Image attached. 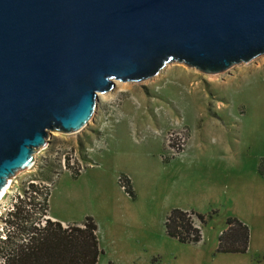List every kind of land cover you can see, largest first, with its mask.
I'll use <instances>...</instances> for the list:
<instances>
[{"label": "rangeland", "instance_id": "374dc122", "mask_svg": "<svg viewBox=\"0 0 264 264\" xmlns=\"http://www.w3.org/2000/svg\"><path fill=\"white\" fill-rule=\"evenodd\" d=\"M114 82L98 93L82 129L48 131L32 165L8 179L0 214L37 178L54 183L50 214L74 222L90 213L98 218L108 241L103 264H256L248 251L216 248L233 216L248 225L254 249H264V179L257 170L264 157V54L220 73L178 63L145 80ZM122 173L135 200L118 183ZM172 208L207 220L215 211L201 226L200 242L166 234ZM6 227L0 219V238Z\"/></svg>", "mask_w": 264, "mask_h": 264}, {"label": "water", "instance_id": "95a60500", "mask_svg": "<svg viewBox=\"0 0 264 264\" xmlns=\"http://www.w3.org/2000/svg\"><path fill=\"white\" fill-rule=\"evenodd\" d=\"M264 54V0H0V192L98 93L178 63L220 73Z\"/></svg>", "mask_w": 264, "mask_h": 264}, {"label": "trees", "instance_id": "16d2710c", "mask_svg": "<svg viewBox=\"0 0 264 264\" xmlns=\"http://www.w3.org/2000/svg\"><path fill=\"white\" fill-rule=\"evenodd\" d=\"M182 150L183 145L176 147L177 152ZM257 170L264 179V157L260 158ZM79 175L80 169L72 171V177ZM118 183L127 195L136 199L133 184L126 174H120ZM53 184L30 179L16 196L12 208L0 214V219L9 226L5 228L4 238H0V264H99L104 250L92 216L67 225L47 217ZM214 215L215 211L211 212L209 219ZM195 218L200 221V227L196 226ZM208 220L193 210L172 208L165 218V232L181 243L196 244L202 240L201 226ZM225 224L218 236L216 252L246 253L250 243L248 225L233 216L228 217Z\"/></svg>", "mask_w": 264, "mask_h": 264}, {"label": "crops", "instance_id": "0c3cea01", "mask_svg": "<svg viewBox=\"0 0 264 264\" xmlns=\"http://www.w3.org/2000/svg\"><path fill=\"white\" fill-rule=\"evenodd\" d=\"M90 162H93V161L90 159ZM91 164H95V163H91ZM89 215H92L93 217L96 218V222H97V225H98V236H99L100 246L104 250V254H102L100 256L99 264H103L102 261H101V257L106 254V245H107V242L108 241L106 239L103 226L99 222L98 218L93 213H90ZM48 217L51 218L52 220L60 221L64 225L65 224H69V223H80L79 221H76V222L69 221L68 219H65L64 217L52 215V214L49 213V211H48ZM103 236H104V239H103ZM113 240L114 239H112V241ZM263 243H264V241H263ZM248 253H251V256H252V259L253 260L256 259V262H257L256 264H264V249H254V247L252 246V242H250L249 249H248ZM109 262H112V261L110 260V261H108V263Z\"/></svg>", "mask_w": 264, "mask_h": 264}, {"label": "bare ground", "instance_id": "6f19581e", "mask_svg": "<svg viewBox=\"0 0 264 264\" xmlns=\"http://www.w3.org/2000/svg\"><path fill=\"white\" fill-rule=\"evenodd\" d=\"M32 165V163H30V165L28 167H30ZM9 179V178H8ZM11 181L6 182V185L3 187L2 191L0 192V200L5 196L4 194L7 193L8 190V186L10 184ZM8 183V184H7ZM4 195V196H3Z\"/></svg>", "mask_w": 264, "mask_h": 264}, {"label": "built area", "instance_id": "2783aa9c", "mask_svg": "<svg viewBox=\"0 0 264 264\" xmlns=\"http://www.w3.org/2000/svg\"><path fill=\"white\" fill-rule=\"evenodd\" d=\"M4 238V236H2Z\"/></svg>", "mask_w": 264, "mask_h": 264}]
</instances>
